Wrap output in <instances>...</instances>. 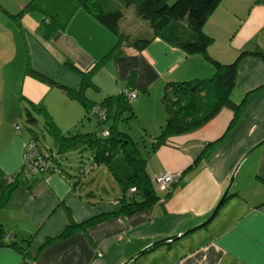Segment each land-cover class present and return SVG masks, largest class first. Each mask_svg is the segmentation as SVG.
I'll return each instance as SVG.
<instances>
[{
  "label": "crops",
  "instance_id": "0c3cea01",
  "mask_svg": "<svg viewBox=\"0 0 264 264\" xmlns=\"http://www.w3.org/2000/svg\"><path fill=\"white\" fill-rule=\"evenodd\" d=\"M28 1L0 0V49L13 46L15 54L3 61L2 69H9L8 78L17 88L11 93L16 97L19 94L21 105L42 103L61 131L79 127L90 114L86 115L81 103L54 82L26 75L27 61L50 81L74 90L79 89L82 79L66 66V61L84 71L98 65L91 75L96 87L86 90L88 97L101 101L112 96L113 114L118 95L135 92L133 113L145 115L142 120L151 142L166 121L161 102L165 83L213 74L212 66L201 55L188 54L160 38H154L141 51L126 42L117 44L116 36L76 0H39L32 11L10 17L25 10ZM46 15L60 23L50 34L44 28ZM3 16L8 22L4 29ZM125 19L123 27L128 21L145 27L134 12ZM203 28L213 40L210 53L222 62L233 61L243 50L264 52V0H222ZM133 33L130 30L129 34ZM19 41L24 48L21 57ZM231 98L235 103H245L239 120L230 129L233 110L224 107L201 128L172 135L166 145L156 149L151 144L146 156L151 180L166 172L180 174L168 189L155 185L159 201L132 214L105 217L48 244H44L47 238L71 221L116 211L118 197L110 202L96 199L94 193V202L84 199L77 191L82 183L80 175L69 174L59 161V169L38 174L29 184L21 183L8 192L10 178L23 165L30 136L12 126L20 116V109L14 107L16 99L5 109L0 105V231L5 240L15 239L23 245L31 237L28 252L34 256L32 263L17 250L0 246V264H123L149 246L153 247L130 264H264V144L242 163L229 191L233 195L219 206L238 164L264 141V61L256 57L240 60ZM76 148L56 155L57 160ZM51 152L57 154L56 146ZM91 156L94 180L112 171L121 195L123 182L130 175L128 164L115 166L117 171L110 164L93 165ZM90 170L87 167L83 172ZM88 183L82 189H87ZM178 235L173 241L160 243Z\"/></svg>",
  "mask_w": 264,
  "mask_h": 264
},
{
  "label": "trees",
  "instance_id": "16d2710c",
  "mask_svg": "<svg viewBox=\"0 0 264 264\" xmlns=\"http://www.w3.org/2000/svg\"><path fill=\"white\" fill-rule=\"evenodd\" d=\"M38 1L29 0L26 3L25 10L20 11L18 14H10V17L18 18L23 12L32 11L38 7ZM76 1L81 4L87 13L116 36L117 44L126 42L141 51L154 38H160L188 54L201 55L212 66L213 74L209 77L182 81L169 80L165 83L161 102L166 112V121L160 133L152 138L153 149L166 145L172 135L187 134L201 128L224 107H229L233 110V118L228 129L237 123L245 103V101L235 103L231 98L236 83L239 62L245 57H256L264 61V52L258 49L243 50L231 62H222L210 53L209 47L213 40L204 31L203 27L222 0ZM130 12H134L135 17L144 22V28L142 24L140 27L136 26L135 21L131 22V25L128 21L127 27L122 26ZM44 17L43 22L46 34H50L60 27V23L54 16L46 15ZM136 27L138 28L136 29ZM130 30L135 33L130 35ZM138 34L139 36L136 37ZM66 66L81 76L82 83L79 89H70L57 81H50V78L32 69L29 61L26 63L25 74L41 81L54 82L59 88L65 90L70 97L81 103L86 115L95 114L100 123H104L107 118L113 117L114 124L102 132L82 131L78 127L61 131L42 103L31 102L26 105L24 125L31 136L26 143L25 149L31 141L37 145L33 126L37 123L36 114H41L46 131L54 138L57 154H53L51 151L48 154L43 153L37 145V149L46 166L35 173H31V167L23 163L19 171L10 178L8 192L21 183L29 184L38 178V174L54 171L55 168L59 169L56 155L74 147L89 148L92 151L91 163L93 165L98 163L109 165L113 157L120 153L130 167V175L123 182L122 192L117 200L118 208L116 211L81 222L71 221L58 234L47 238L44 244L65 239L76 231L94 225L105 217L132 214L143 210L161 199L155 188V185L158 187L159 185L155 182V179L154 181L151 180L146 169V157L138 150L132 136L127 132L120 131L116 125L118 121L122 119L128 120L134 115L132 101L128 99L127 91L118 95L116 98L117 107L114 113L111 114L110 106L114 101L112 96H106L101 101H95L86 94L88 88L96 87L91 75L98 65L88 71L82 70L72 61H66ZM96 109H100L98 111L104 109L105 118L100 117L95 112ZM104 132H108V135H105ZM169 193L167 192L168 195ZM228 195L231 196L233 193ZM25 241L26 244L23 245L15 239L5 240L4 233L0 231V246L13 248L20 252L24 258H29L34 263V256L28 252L32 242L31 237L26 238Z\"/></svg>",
  "mask_w": 264,
  "mask_h": 264
},
{
  "label": "rangeland",
  "instance_id": "374dc122",
  "mask_svg": "<svg viewBox=\"0 0 264 264\" xmlns=\"http://www.w3.org/2000/svg\"><path fill=\"white\" fill-rule=\"evenodd\" d=\"M8 25L7 19L5 16H3V29L4 27ZM18 45H20L18 56L21 57L24 55V48L22 46V42H17ZM4 46V47H3ZM1 46V55H0V72H2V78H0V91H2V95H0V105H2V108H7V106H11L10 104L13 100L16 99V101H13L15 103V108L20 109V116H19V122L12 124V126L16 129L17 132H21L26 134L27 136H31L28 129L25 127L24 123V115H25V106L27 105L26 102H23L21 105L20 96L18 94V97L15 96V94L11 93L12 88H16L15 82L14 84L11 82L9 77V69L4 68L5 63L3 61H6L9 59V56H13L14 48L6 47L5 45ZM21 62L24 59H19ZM22 66V63H20ZM15 66V63L14 65ZM21 66H19V69H21ZM21 95V94H20ZM2 102V103H1ZM163 107V106H162ZM163 110L164 107H163ZM155 111V108L153 107V112ZM135 115L132 116L131 119L128 120H122L117 122V127L120 131L128 132L131 134L132 138L136 142V146L138 150L141 152V154L146 157L148 152L151 150V140H149L148 134L149 132H145L146 127L143 124L142 118L145 116L142 112L135 111ZM37 117V123L33 126L35 133H36V142L38 145V148L43 152L48 154L50 151H55V145L53 142L52 136L48 134L44 127L43 123V116L41 114H36ZM3 120L2 112L0 111V121ZM141 121V122H140ZM84 124H79L78 127L80 130H86V131H100L103 127L108 128L112 124H114L113 117L109 118L107 122L100 123L99 119L96 115H93L90 113V115L83 121ZM18 124V125H17ZM7 129L6 126H4V131ZM152 133H158V132H152ZM5 134V133H4ZM63 156L58 161L62 165H64L69 174L76 175L78 173L80 175V178L82 180V183L77 185V191L81 194V196L89 201H95L96 199L103 198L106 201L112 202L115 200V198L120 196V186L117 183L116 180L113 179V176L111 172L100 174V176L94 180V166H91L90 164V156L91 151L88 148L80 149L76 148L75 150L72 149L68 152L66 155ZM119 161V162H118ZM126 164V161L124 159V156L120 153L116 154L112 161L110 162L111 168L113 167L119 171L115 166ZM91 166V167H90ZM89 167L91 170L89 173H84L83 169ZM110 169V170H112ZM109 170V171H110ZM88 181V185H90L87 189H82L84 187V183ZM108 191V194H107ZM86 193H90L93 196L86 195ZM94 193L96 195V199L94 198ZM95 199V200H94ZM108 199V200H107Z\"/></svg>",
  "mask_w": 264,
  "mask_h": 264
},
{
  "label": "built area",
  "instance_id": "2783aa9c",
  "mask_svg": "<svg viewBox=\"0 0 264 264\" xmlns=\"http://www.w3.org/2000/svg\"><path fill=\"white\" fill-rule=\"evenodd\" d=\"M128 99L133 101L137 94L133 91L127 92ZM96 109L95 112L99 114L100 117L105 118V110ZM105 135H108V132H104ZM24 163L31 167V173L37 172L40 168L46 166L45 162L42 160L40 153L37 149L35 142L31 141L28 143L24 151ZM180 178V174L176 172H166L164 174L158 175L155 177V182L159 185L160 189H168L170 185L177 182Z\"/></svg>",
  "mask_w": 264,
  "mask_h": 264
},
{
  "label": "water",
  "instance_id": "95a60500",
  "mask_svg": "<svg viewBox=\"0 0 264 264\" xmlns=\"http://www.w3.org/2000/svg\"><path fill=\"white\" fill-rule=\"evenodd\" d=\"M262 144H264V141L261 142L260 144H258L257 146H255L254 148H252L245 156L244 158L241 160V162L238 164V166L236 167L234 173L232 174L231 178H230V181H229V184L227 186V189L225 190L223 196H222V199L220 200V203H219V206L224 202V200L226 199V197L228 196V193L235 181V178H236V175H237V172L239 171L242 163L247 159V157L250 155V153L256 149L257 147L261 146ZM218 209V208H216ZM215 209V211H216ZM214 211V213H215ZM214 213L212 214V216L214 215ZM178 236H173L171 238H167V239H164L162 240L160 243H166V242H169V241H173L175 240L176 238H178ZM151 247L153 246H149L147 248H145L144 250L140 251L139 253H137L136 255H134L132 258H130L129 260L125 261L123 264H130V263H134L139 257H141L145 252H147Z\"/></svg>",
  "mask_w": 264,
  "mask_h": 264
},
{
  "label": "clouds",
  "instance_id": "9594fccd",
  "mask_svg": "<svg viewBox=\"0 0 264 264\" xmlns=\"http://www.w3.org/2000/svg\"><path fill=\"white\" fill-rule=\"evenodd\" d=\"M95 113V112H94ZM24 163V162H23Z\"/></svg>",
  "mask_w": 264,
  "mask_h": 264
}]
</instances>
